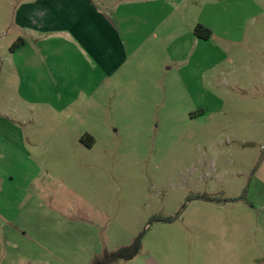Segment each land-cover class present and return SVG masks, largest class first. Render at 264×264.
Masks as SVG:
<instances>
[{"label":"rangeland","instance_id":"1","mask_svg":"<svg viewBox=\"0 0 264 264\" xmlns=\"http://www.w3.org/2000/svg\"><path fill=\"white\" fill-rule=\"evenodd\" d=\"M21 1L0 0V231L41 229L68 264L138 237L158 264H223L227 246L261 264L264 0H185L136 75L100 84L60 62L36 92L11 53L30 38L13 26Z\"/></svg>","mask_w":264,"mask_h":264},{"label":"crops","instance_id":"2","mask_svg":"<svg viewBox=\"0 0 264 264\" xmlns=\"http://www.w3.org/2000/svg\"><path fill=\"white\" fill-rule=\"evenodd\" d=\"M183 1L185 0H22L15 8L13 26L30 38L20 39L18 47L11 50L12 54L19 53L21 59L20 82L21 79L24 83L30 81V86H34L36 92L38 84L46 80L47 86H50L46 89L52 90L54 83L48 78L51 75L53 79V75L64 73L60 62L65 63V67L77 69L81 75H94V79L100 77V84L107 83L115 76L119 77L121 73L130 77L136 75L142 67L138 62L147 56L146 53L149 55L152 52L151 45L156 32L159 33L175 10L171 6H180ZM198 26L209 30L207 26ZM170 29L166 27V31L155 38L158 40L159 50L164 48L161 43H164L166 34L170 35ZM180 39L179 37L178 41ZM180 46L179 41L178 50ZM176 55L179 56V52ZM160 70L168 72L170 67L160 65ZM24 87L26 86L22 85ZM14 232L18 234L11 235ZM0 233L4 241L9 236H18L24 242L30 236L39 237L34 244L25 242L12 247L3 244L0 250L3 260L0 264H68L69 261L65 259L72 258L69 248L60 250L54 244L44 246L40 239L44 236L41 229ZM60 251H63V256ZM139 254L130 261L113 264L159 263L148 253L141 259L137 258ZM223 254V264H236L234 260H229L235 258L231 247L223 249ZM245 257L250 262V256ZM239 263L247 262L239 259Z\"/></svg>","mask_w":264,"mask_h":264},{"label":"trees","instance_id":"3","mask_svg":"<svg viewBox=\"0 0 264 264\" xmlns=\"http://www.w3.org/2000/svg\"><path fill=\"white\" fill-rule=\"evenodd\" d=\"M194 34L202 39H209L210 32L207 29L197 26L194 30ZM18 44L15 45V48ZM140 248V237L136 239L134 243L129 246L122 247L113 252L104 251L103 254L94 260L90 264H113L118 261H130L135 258Z\"/></svg>","mask_w":264,"mask_h":264}]
</instances>
